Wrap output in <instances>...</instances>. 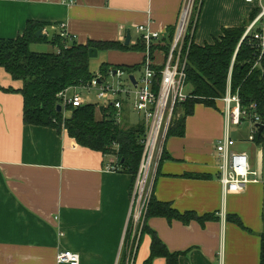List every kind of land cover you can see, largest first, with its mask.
Segmentation results:
<instances>
[{
	"label": "crops",
	"instance_id": "crops-1",
	"mask_svg": "<svg viewBox=\"0 0 264 264\" xmlns=\"http://www.w3.org/2000/svg\"><path fill=\"white\" fill-rule=\"evenodd\" d=\"M182 3L183 0H0V38H16L34 21L43 23L44 38L51 35L50 42L65 23L67 31L82 44L90 40L125 42L130 31V44L135 45L141 37L137 26L149 24L153 31L164 34L160 44L163 47L153 50L154 60L162 62L164 45L172 37ZM209 4L202 25L212 37H196L202 5L195 32L199 45L213 43L222 36L223 27L243 23L255 8L252 5L240 13L224 12L219 20ZM36 43L31 49L37 52L40 49ZM102 52L110 56H105L107 61L102 60L96 69L91 68L95 74L103 62L132 66L145 61V51ZM21 85L0 67V86ZM221 105L225 106L223 99L217 100L216 107L196 104L194 113L186 119L185 135L166 138L168 158L161 161L160 157L154 165L151 192L159 201L170 203L182 213L212 215L204 222L192 220L188 224L163 217L148 220L167 248L181 253L179 264H260L264 144H239L235 140L233 149L248 154L261 181L225 195L216 150L225 135ZM114 160L112 154L79 145L65 130L60 133L54 128L26 125L21 93L0 88V264H58L56 255L63 250L79 253L80 264H119L133 212L135 183L130 174L105 169ZM231 215L239 217L242 224L230 221ZM132 243L131 240L125 264H145L151 236L144 235L135 248ZM132 248L136 250L130 259ZM152 264L167 261L158 257Z\"/></svg>",
	"mask_w": 264,
	"mask_h": 264
},
{
	"label": "trees",
	"instance_id": "trees-1",
	"mask_svg": "<svg viewBox=\"0 0 264 264\" xmlns=\"http://www.w3.org/2000/svg\"><path fill=\"white\" fill-rule=\"evenodd\" d=\"M204 0H202V5ZM259 12L253 8L248 19L235 26L223 27L222 36L213 43L199 45L193 35L186 68V85L191 90L184 102L177 103L166 138L185 135V123L189 115L195 111L198 103L216 107V102L223 99L230 85L232 93H238L243 109L256 112L260 117L263 130L255 133L254 141L264 144V54L259 59L260 49L253 34H244ZM43 23L30 21L23 33L16 38H0V67H3L13 78L21 81L20 88L2 87L7 92L21 93L23 96V121L26 125L49 127L62 133L65 130L76 142L91 150L105 155L113 154L120 165L118 171L130 174L133 183L136 182L144 151L143 137L146 131L144 123L137 126L124 127L115 119L113 105L106 107L98 103H85L81 106H68L69 115L59 112L57 94L72 86L87 84L95 73L91 71L90 48L98 51H145L141 38L135 45H126L119 40H90L86 44L71 41L65 45L56 36L51 43L57 51L36 52L31 49L33 43L47 38H37L36 32ZM197 29V26H196ZM195 29V32H196ZM160 44L154 49L161 48ZM143 64L125 65L103 62L99 72L103 79L110 71L122 69L131 74L140 70ZM255 104V107H253ZM168 158L164 145L161 161ZM152 217H163L179 220L185 224L192 220L204 222L212 215L198 216L195 212H180L168 202L159 201L152 190L146 212L143 216V226L140 234L134 238L132 247L142 241L144 235L151 236L150 254L145 264H152L154 259L163 257L167 264H179L180 252H171L157 233L148 225ZM230 221L242 224L237 216H228ZM132 240V229H127L121 261L125 264L129 246ZM136 245V244H135ZM135 248V247H134ZM131 249V258L135 250ZM264 264V235L262 238L261 260Z\"/></svg>",
	"mask_w": 264,
	"mask_h": 264
},
{
	"label": "built area",
	"instance_id": "built-area-1",
	"mask_svg": "<svg viewBox=\"0 0 264 264\" xmlns=\"http://www.w3.org/2000/svg\"><path fill=\"white\" fill-rule=\"evenodd\" d=\"M246 2L255 4L254 7L259 8L258 14L244 34V37L253 34L254 39L258 41L260 55L256 62L257 65L264 54V0H246ZM201 7L202 0H183L172 37L167 45H164V52L161 50L164 54L162 62L154 60L155 49L153 51V48L157 44H162L164 34L153 31L149 24L137 26L146 49L143 63L144 72L140 78L135 76L136 83H133L130 78L133 73L129 74L122 69H115L110 71V75L106 79H103L100 72H97L87 84L68 87L57 94L62 111L67 110L70 105L77 107L85 103H92L86 101L78 91L79 88H84L88 92H91L92 89L97 90V98L102 102V106L113 105L114 119L118 124L122 125L128 108L143 115L146 128L142 141L144 151L132 199L131 218H134V236L137 228L143 226V216L151 196V192L146 195L143 192L149 176V169L162 156L175 105L184 102L189 96L183 90L186 85L190 45ZM59 36L65 45L76 40V36L67 31L65 23L60 25ZM223 101L225 104V135L218 141L216 150L221 161L220 182L226 195L229 192L243 191L249 183L261 181L260 173L251 167L248 154L233 149L235 140L231 137L230 128L232 125H240L243 119L249 118L255 123L253 134L249 137L250 140H254L255 133L259 131L261 123L256 112L250 113L243 109L238 93H232L230 85H228ZM119 168L120 165L115 156V160L107 164L105 169L114 172ZM60 235H63V232ZM56 261L58 264H80V254L71 250H63L57 253Z\"/></svg>",
	"mask_w": 264,
	"mask_h": 264
},
{
	"label": "rangeland",
	"instance_id": "rangeland-1",
	"mask_svg": "<svg viewBox=\"0 0 264 264\" xmlns=\"http://www.w3.org/2000/svg\"><path fill=\"white\" fill-rule=\"evenodd\" d=\"M208 2L210 3L209 4V8L211 9L212 11V14H213V11H214V16L216 14H218V19L220 20L221 19V16H222V13L224 12H229L231 10H238L239 13L240 12H244L246 11L247 7H252V5H255V4H248V3H245L244 0H204V3H203V9H202V14H201V18H200V23H199V29L197 30V33H196V37L199 39L201 36H204L205 39H209V37H212L210 34H207V32L205 30H203V13L208 5ZM51 35L49 36V39L44 42V41H41V42H38L36 43L37 46H39L38 49L40 50H37V52H51V51H54L56 50V47L50 42V38ZM132 37L135 38V34L132 33ZM35 44V43H33ZM31 45V46H34V45ZM33 48V47H31ZM33 50V49H32ZM105 52H99L98 56L95 57V58H91V68L93 69H96V66H98L100 64V62L103 61H107V60H104V57L106 55H104ZM110 54H107V58H109ZM144 72V69L141 68L140 70H137L136 72H134L133 74L140 78L142 76ZM191 87L190 85H185L184 86V92L185 93H188L190 91ZM81 94H82V97L86 100V101H90V102H93V103H98L99 105L102 104V102H100L97 98V93L98 91L97 90H94L92 89L91 92H88L87 89H84V88H79L78 90ZM221 109V113L223 115V111H224V105H221L220 107ZM64 113L65 115H69L70 113L67 111V110H64ZM224 116V115H223ZM145 119L143 117L142 114H139L135 111H133L132 109L128 108L125 115H124V118H123V123L122 125L125 126H137L138 124H141V123H144ZM254 122L249 119V118H245L242 120V123L240 125H232L231 128H230V131H231V137L232 139L236 140L237 143L239 144H246V143H255V141L253 140H249V137L251 134H253V127H254ZM154 164H152L151 168L149 169V176H148V179H147V183L145 185V188H144V195H146L148 192H151V189H152V181H153V170H154ZM133 223H134V218H131V222H130V228L132 229V241L134 240L135 237H137V235L140 233V227L137 228V232H136V235L134 236V228H133ZM136 240V238H135Z\"/></svg>",
	"mask_w": 264,
	"mask_h": 264
},
{
	"label": "water",
	"instance_id": "water-1",
	"mask_svg": "<svg viewBox=\"0 0 264 264\" xmlns=\"http://www.w3.org/2000/svg\"><path fill=\"white\" fill-rule=\"evenodd\" d=\"M35 35H36L37 38H44V37H45V34L43 33V29H39V30L36 32ZM130 41H131V34H130V31H129L128 34H127L126 40H125V44H126V45H129V44H130ZM98 54H99L98 49H96V48H90V49H89V55H90V58H95V57L98 56ZM130 78H131V80L133 81V83H136V79H135V75H134V74H131V75H130ZM57 110H58L59 112L62 111V107H61V105H58V106H57ZM262 130H263V125H262V124H259V132L261 133Z\"/></svg>",
	"mask_w": 264,
	"mask_h": 264
}]
</instances>
